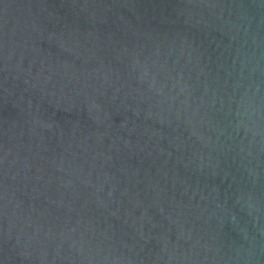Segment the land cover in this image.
Returning a JSON list of instances; mask_svg holds the SVG:
<instances>
[{"label":"water","instance_id":"obj_1","mask_svg":"<svg viewBox=\"0 0 264 264\" xmlns=\"http://www.w3.org/2000/svg\"><path fill=\"white\" fill-rule=\"evenodd\" d=\"M0 264H264V0H0Z\"/></svg>","mask_w":264,"mask_h":264}]
</instances>
